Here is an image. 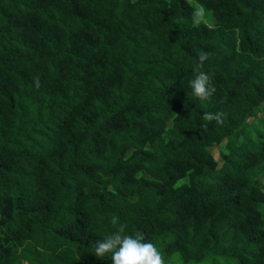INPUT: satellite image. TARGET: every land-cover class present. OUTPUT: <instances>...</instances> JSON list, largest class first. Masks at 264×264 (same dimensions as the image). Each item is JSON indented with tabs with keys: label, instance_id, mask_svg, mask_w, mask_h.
<instances>
[{
	"label": "trees",
	"instance_id": "obj_1",
	"mask_svg": "<svg viewBox=\"0 0 264 264\" xmlns=\"http://www.w3.org/2000/svg\"><path fill=\"white\" fill-rule=\"evenodd\" d=\"M198 1L208 26L185 0H0V264H112L113 216L166 264H264V0Z\"/></svg>",
	"mask_w": 264,
	"mask_h": 264
},
{
	"label": "clouds",
	"instance_id": "obj_2",
	"mask_svg": "<svg viewBox=\"0 0 264 264\" xmlns=\"http://www.w3.org/2000/svg\"><path fill=\"white\" fill-rule=\"evenodd\" d=\"M192 9L191 18L193 26L199 27L202 23L206 26V9L196 0H185ZM208 58L205 52L199 53V63L192 66L194 78L188 81L193 96L201 101L210 98L217 90L211 83L209 74L202 71L203 63ZM222 113H205L203 120L223 123ZM113 231L106 235L103 240L95 242L93 253L97 258L103 259L111 253L112 264H166V261L157 246L146 241L141 233L135 236L126 234V225L119 222V217H111Z\"/></svg>",
	"mask_w": 264,
	"mask_h": 264
},
{
	"label": "rangeland",
	"instance_id": "obj_3",
	"mask_svg": "<svg viewBox=\"0 0 264 264\" xmlns=\"http://www.w3.org/2000/svg\"><path fill=\"white\" fill-rule=\"evenodd\" d=\"M196 2L199 3V4H201L198 0H196ZM206 13H207L206 22L207 23H210L208 19L213 20L214 17L209 12L206 11ZM257 116L258 117L255 118V122L254 123L257 124L259 122V124L257 126H255L254 129H263L264 130V107L262 108V110L259 111V113L257 114ZM215 151H218V149H215ZM262 183L264 184V177L262 179ZM208 264H227V263L226 262H208Z\"/></svg>",
	"mask_w": 264,
	"mask_h": 264
}]
</instances>
